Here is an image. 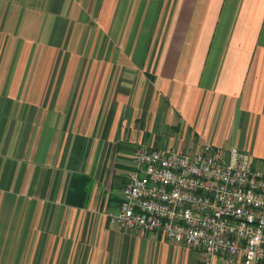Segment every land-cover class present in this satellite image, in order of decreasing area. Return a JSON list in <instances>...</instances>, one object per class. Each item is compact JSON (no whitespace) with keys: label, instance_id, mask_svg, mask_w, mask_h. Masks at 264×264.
<instances>
[{"label":"crops","instance_id":"crops-1","mask_svg":"<svg viewBox=\"0 0 264 264\" xmlns=\"http://www.w3.org/2000/svg\"><path fill=\"white\" fill-rule=\"evenodd\" d=\"M205 142L264 169V0H0V264H201L109 214Z\"/></svg>","mask_w":264,"mask_h":264},{"label":"built area","instance_id":"built-area-1","mask_svg":"<svg viewBox=\"0 0 264 264\" xmlns=\"http://www.w3.org/2000/svg\"><path fill=\"white\" fill-rule=\"evenodd\" d=\"M133 164L110 220L199 249L201 264H264V169L250 151L139 144Z\"/></svg>","mask_w":264,"mask_h":264}]
</instances>
